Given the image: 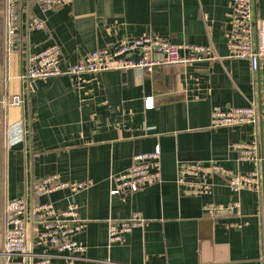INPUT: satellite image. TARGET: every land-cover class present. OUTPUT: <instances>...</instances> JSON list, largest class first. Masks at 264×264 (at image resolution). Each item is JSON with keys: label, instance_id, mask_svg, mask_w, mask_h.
I'll return each mask as SVG.
<instances>
[{"label": "crops", "instance_id": "0c3cea01", "mask_svg": "<svg viewBox=\"0 0 264 264\" xmlns=\"http://www.w3.org/2000/svg\"><path fill=\"white\" fill-rule=\"evenodd\" d=\"M232 3L74 0L46 10L23 0L21 43L14 52L7 50L1 6L0 199H27L35 253L41 250L34 246L38 229L32 208L49 203L61 212L75 203L86 222L78 239L87 251L73 264H264V165L242 161L238 149L264 146V59L254 72L248 60L230 58L225 34ZM257 16L264 19V0H257ZM32 17L44 22V30L28 29ZM148 35L179 45L212 46L217 59L159 67L152 74L110 71L30 84L20 79L27 57L53 44L60 46V67L66 69L97 49L116 51L124 40ZM22 92L25 106H9V99ZM253 102L261 110L255 124L211 128L215 108H243ZM157 146L160 182L111 196V177L125 173L136 155ZM185 164L199 166L214 185L212 195H191L178 184ZM215 164L222 172L212 170ZM257 170L259 187L240 193L230 189L223 173L254 175ZM50 176L92 186L75 195L59 190L38 199L34 186ZM136 213L145 226L135 228L124 243L111 244L109 222ZM0 229L2 238V220ZM50 253L53 263L69 261Z\"/></svg>", "mask_w": 264, "mask_h": 264}, {"label": "built area", "instance_id": "2783aa9c", "mask_svg": "<svg viewBox=\"0 0 264 264\" xmlns=\"http://www.w3.org/2000/svg\"><path fill=\"white\" fill-rule=\"evenodd\" d=\"M23 0H5L2 10L8 50L18 51L21 43L22 27L21 3ZM46 10H58L72 5L74 0H34ZM31 31H42L44 22L32 17L28 22ZM230 58L248 60L254 72L259 70L264 59V19L257 16V0H233L230 28L225 34ZM62 51L58 44L32 54L26 59V72L20 77L23 83L36 80H48L59 76H80L110 71L135 70L140 74H152L156 68L164 66H188L191 64L214 61L217 59L212 46L174 44L159 36L148 35L133 40H124L118 50L97 49L84 62L62 69ZM147 106L153 107L151 98ZM23 92L9 99V106L24 107ZM261 110L257 102L247 107L224 109L217 107L212 112L211 128L235 127L255 124ZM11 138V137H10ZM9 145L13 141L9 139ZM241 160L254 164L258 168L264 165V146H238ZM161 149L138 154L133 158L132 166L123 174L111 177V196L122 192L136 193L161 180ZM214 172H222L218 165H213ZM229 179V187L234 192L254 190L259 187V170L252 174L223 172ZM178 184L188 188V194L210 196L214 185L204 176L199 166L185 164L181 166ZM92 182H64L59 176H50L34 186V193L39 199L59 190H70L73 195L87 190ZM29 204L26 198L11 200L6 207V229L2 234L4 244L0 246V264H61L53 263L50 252H56L68 258L63 264H73L71 260L85 255L87 247L78 237L84 232L86 222L79 214V207L71 203L66 210L59 211L53 204H37L32 208L34 224L38 229L35 247L41 252L35 253L29 242ZM146 220L139 214H133L123 221L109 222V240L111 244L125 242L126 236L135 228H142Z\"/></svg>", "mask_w": 264, "mask_h": 264}, {"label": "trees", "instance_id": "16d2710c", "mask_svg": "<svg viewBox=\"0 0 264 264\" xmlns=\"http://www.w3.org/2000/svg\"><path fill=\"white\" fill-rule=\"evenodd\" d=\"M1 6H2V4L0 2V8H1ZM3 8H4V6H3ZM7 203H5V202L3 203L1 201V199H0V220H2L3 222H5V220H6V207H7Z\"/></svg>", "mask_w": 264, "mask_h": 264}, {"label": "rangeland", "instance_id": "374dc122", "mask_svg": "<svg viewBox=\"0 0 264 264\" xmlns=\"http://www.w3.org/2000/svg\"><path fill=\"white\" fill-rule=\"evenodd\" d=\"M34 1V0H33ZM35 2V1H34ZM2 6H4V2L2 3ZM3 14V13H2ZM29 29V28H28ZM30 30V29H29ZM31 31V30H30ZM5 42H6V46H7V50H8V44H7V36H6V39H5ZM9 51V50H8ZM9 52H11V51H9ZM12 107V106H11ZM8 145H9V140H8ZM10 146V145H9ZM30 235H31V233H30V228H29V242H30ZM1 244L3 245L4 244V238L2 239L1 238ZM0 252H1V250H0Z\"/></svg>", "mask_w": 264, "mask_h": 264}, {"label": "water", "instance_id": "95a60500", "mask_svg": "<svg viewBox=\"0 0 264 264\" xmlns=\"http://www.w3.org/2000/svg\"><path fill=\"white\" fill-rule=\"evenodd\" d=\"M0 28H1V10H0ZM0 246H1V229H0Z\"/></svg>", "mask_w": 264, "mask_h": 264}]
</instances>
